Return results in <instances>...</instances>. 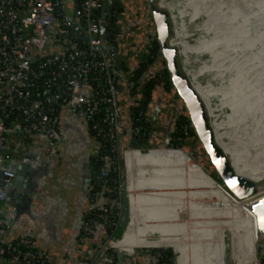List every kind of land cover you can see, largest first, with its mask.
<instances>
[{
    "label": "crops",
    "instance_id": "0c3cea01",
    "mask_svg": "<svg viewBox=\"0 0 264 264\" xmlns=\"http://www.w3.org/2000/svg\"><path fill=\"white\" fill-rule=\"evenodd\" d=\"M118 5L115 56L122 74L129 76L146 55L150 42L143 45L139 39L151 36L153 24L146 0H118ZM143 81L144 75L135 87L137 95ZM173 93L161 84L153 85L145 112L150 129L143 146L168 141L182 106ZM128 102V94H120L122 126L128 123ZM56 129L62 141L52 147L41 134L19 136L11 132L6 137L0 161L14 174L22 171L23 177L17 184L12 178L0 179V188L5 191L0 199L4 237L15 240L27 236L52 264H104L101 257L95 260L106 236L104 225L95 223L84 241L77 237L89 203L91 159L98 153L99 142L79 116L65 107L57 109ZM129 142L124 132L119 145ZM154 148L145 162L128 149L123 155L125 187L134 193L132 206L137 215L127 247L116 251L117 264H155L158 253L143 246L172 247L177 253L174 264H255L256 233L245 212L235 208L233 198L186 155L165 157ZM147 175H152L153 181L146 180ZM92 196L95 206L105 201L101 189ZM195 200L203 206L181 213ZM262 243L264 256V239Z\"/></svg>",
    "mask_w": 264,
    "mask_h": 264
},
{
    "label": "built area",
    "instance_id": "2783aa9c",
    "mask_svg": "<svg viewBox=\"0 0 264 264\" xmlns=\"http://www.w3.org/2000/svg\"><path fill=\"white\" fill-rule=\"evenodd\" d=\"M104 1L64 0L70 17L81 28V38L68 25L62 0H0V158L9 133L41 134L52 147L62 141L56 129L57 109L65 107L77 114L81 124L90 127L92 136L108 143L110 150L117 153L107 156L99 152L98 158L117 173L109 174L106 166L100 165L90 175L104 191L105 201L99 206V220L90 217L94 206L90 193L77 237L84 241L95 223L103 224L108 231L97 252L106 245L100 256L102 261L117 264L116 250L109 242L114 239L120 216V195L125 191L122 153L125 148L143 146L130 143L120 146L119 140L126 132L134 143L131 134L138 139L148 131L142 124L132 123L129 113L127 125L120 123V94H128V106L137 105L134 98L138 95L135 91L129 92L134 86L133 80L112 63L102 45L99 21ZM119 11L110 12L114 23ZM41 78L42 86L36 90ZM11 111L16 116L5 122ZM95 113H98L97 120L91 119ZM137 114L142 113L138 110ZM119 158L121 163L116 161ZM0 173L3 181L14 175L1 161ZM4 196L5 191L0 188V199ZM5 228L6 224L0 220V264H52L27 236L21 235L16 240L5 238Z\"/></svg>",
    "mask_w": 264,
    "mask_h": 264
},
{
    "label": "rangeland",
    "instance_id": "374dc122",
    "mask_svg": "<svg viewBox=\"0 0 264 264\" xmlns=\"http://www.w3.org/2000/svg\"><path fill=\"white\" fill-rule=\"evenodd\" d=\"M155 2L157 3L158 0H155ZM163 2L165 5H160L159 7L166 8V6H168L171 8L172 12V29L169 38L175 34L186 46L207 45L210 42L211 36L215 33L214 30L216 25L219 24L221 12L223 18H226L224 20L228 21L230 19L229 24L234 25L236 29L239 28L237 29L239 31L231 38H228L219 47H216L207 54L201 51H189L186 56L187 61L184 63V67L196 74L195 80L200 85L212 91L209 95L211 101L214 105L218 103L219 106V110L215 112L216 120L219 121L225 116L226 124L240 145L249 146L248 142H250L251 138L257 141L254 147L261 168L264 170V93L261 95V98L257 99V101L259 100L258 105H261L262 113L258 129L255 130V132L253 130L255 125L254 119L253 117L245 118L246 110H244L245 105L250 104L252 101V91L264 86V69H262L263 71L261 73L255 71V69L259 67H264V27L262 26L264 23V0H250L247 13L245 14L243 11L245 17L242 16L243 13L240 11L239 13L237 12V15L233 18H227L229 17V10L225 8L227 0H163ZM261 28H263V30ZM142 36L139 39V43L145 45L150 42L149 37L152 39L154 34L151 32V36L148 35L149 37L146 39V36ZM257 48L258 50H256ZM253 53H255L254 57H252ZM178 59L179 66H182V55L179 54ZM257 73L261 76L262 82H259L256 75ZM261 83H263V85ZM158 87L159 86H155L154 89ZM173 95L178 104L181 105V101L175 92ZM180 109L181 112H184L182 106ZM254 115L256 116L255 113ZM185 128L192 129L189 121L188 124H185ZM171 141H173L172 144L166 142L161 145H144L141 148L146 149L141 151L145 152L151 147H161L162 145L166 147H178L174 145L177 144L176 138ZM185 146L198 160H201L205 165L207 164V166L209 165L204 155L199 154L201 150L198 143L197 146L188 144ZM178 148L182 149L181 147ZM191 159H193V157ZM121 170L125 180L124 164ZM215 180L219 182L217 179ZM258 194L259 193L255 196H258ZM232 200L235 203L234 206L236 209H244L246 202L237 203L234 199ZM118 233L119 229L116 228L114 234L117 235ZM118 236L119 235L116 236V239ZM263 239L264 238L256 232L254 242L255 264H263V261H261L263 256L260 250ZM169 248L172 250L173 257L175 258V251L172 247ZM110 251H112V249ZM174 258L171 264L174 263Z\"/></svg>",
    "mask_w": 264,
    "mask_h": 264
},
{
    "label": "water",
    "instance_id": "95a60500",
    "mask_svg": "<svg viewBox=\"0 0 264 264\" xmlns=\"http://www.w3.org/2000/svg\"><path fill=\"white\" fill-rule=\"evenodd\" d=\"M110 2L111 0H105L104 4L101 6L99 35L102 45L110 57L112 63L120 70V72H122L119 61L115 56V45L107 42L105 37V17L107 15ZM146 4L153 24L154 39L157 44L159 55L167 72L170 86L181 101L182 108L192 127L191 130L198 142L202 154L211 168V173L204 170L203 167H200L214 179H217L223 188H225L236 199L242 200L250 196H255L258 193L257 183L254 180L234 171L228 156L215 141L213 130L209 123V118L203 100L192 87L187 76L180 69L178 49L176 46L170 45L168 43L170 31L172 29L171 18L168 9L160 8L155 0H146ZM61 5L65 10L68 25L76 33V35L83 38L81 28L70 17L69 9H67L64 0H62ZM164 143L165 142L158 145ZM161 147L166 146L162 145ZM1 177L2 176L0 173V178ZM22 177V171H16L12 177V181L17 184L22 179ZM248 208L253 214L257 232L261 237L264 238V195L256 196L248 205ZM127 213L128 205L126 193L124 191L120 195V216L116 226V228L119 229V233L117 235L121 233L122 229L126 225ZM117 235L113 234V238L115 239ZM106 247V245L102 247L95 260L101 256Z\"/></svg>",
    "mask_w": 264,
    "mask_h": 264
},
{
    "label": "bare ground",
    "instance_id": "6f19581e",
    "mask_svg": "<svg viewBox=\"0 0 264 264\" xmlns=\"http://www.w3.org/2000/svg\"><path fill=\"white\" fill-rule=\"evenodd\" d=\"M157 4L159 6L165 5L163 0H158ZM249 4H250V0H227V2L225 3V8H228V10H229V17H227V18H230V17L233 18L235 15H237L236 13L237 12L239 13L240 11L242 13L244 11V13L246 14ZM166 8L168 9V11L170 13V18L172 19L171 8L168 6H166ZM244 13L242 14L243 17H245ZM220 15L221 16L219 17V19L220 18L221 19L219 20V24L216 25V28L214 30L215 33L211 36L210 42L207 45H204V46H186L181 41V39L177 38V36L175 34H173V36L168 39V43L170 45L176 46L179 54L182 55V66H180V69L187 76L190 84L195 89V91L199 94V96L201 97V99L203 100V102L205 104V108H206L207 115L209 118V123L211 125L212 130H213V134H214V138H215L216 143L221 147L223 152L228 156L230 163H231V166L233 167L234 171L238 174L244 175V176L254 180L257 183L258 193L261 195H264V170H262V168H261V165H260L259 160H258L257 155H256L255 147H254V145L256 144L257 141H254L251 138L250 142H248L249 146L240 145V143L237 141L234 134L232 133V131L230 130V128L226 124L225 116L223 117V119H221L219 121L216 120L215 112H216V110H219V106H218V103L216 105H214L211 101V98L209 95L211 94L212 91L209 88L204 87L203 85H200L195 80L196 74L184 67V63H186V61H187L186 56L188 55L189 51L195 50V52L201 51V52H204L207 54L208 52L212 51L216 47H219L225 40H227L228 38H231L236 32L239 31V30H237L239 28L236 29V27L234 25L229 24L230 19L228 21L224 20L226 18H223L222 12ZM261 29L263 30V28H261ZM262 34H263V32H262ZM178 36H179V34H178ZM259 36H261V35H259ZM262 47H263V44H262ZM256 50H258V48ZM255 53L252 54V57H254ZM253 60H254V58H253ZM262 69H264V67H259L258 69H255V71L261 73L263 71ZM259 73H257L256 75L259 79V82H262V79H261V76H259ZM261 84L263 85V83H261ZM263 89H264V86H262L261 88H259L257 90H253L251 93L252 101L250 102V104L245 105V107H244V110H246L245 118L253 117V119H254V124H255L253 127L254 132H255V130L258 129V124H259L260 116L262 113L261 105L260 106L258 105L259 100L257 101V99L261 98V95H263V93H264ZM254 113L256 114V116L254 115ZM174 148H176V147H155L153 150L159 152L162 156L164 155L165 157H176L178 155L184 154L190 158V156H188L180 148H178V149H174ZM126 149H128V151L130 153L135 154L137 156V159L140 160L141 162H145L148 159V157L150 156L151 151H152L150 148L148 150H146L145 152L141 151L140 148H136V147L125 148L123 150V153H122V164H124L123 155H124V152ZM194 163L202 171H204L198 163H196V162H194ZM123 176H124V174H123ZM145 179L153 181L152 175H147ZM220 188L224 189L235 200V202H237V203L246 202V205L244 206L243 211L245 212V214L248 217L252 231L256 233L257 228L255 226L254 217L248 208V205L251 203V201L256 196H250V197L244 198L242 200H238L233 195H231L225 188H223V186L221 184H220ZM124 189H125L127 205H128L126 225L122 229V231L119 234V236L117 237V239L116 238L112 239L109 242V244L117 252L120 251L121 249H124L125 247H127L128 243H129V239L132 236L131 232L133 230L134 219H135V216L137 215V212L135 211L134 207L132 206L134 200H133V197L131 194H134V193L125 187V180H124ZM200 206H203V202L200 200H195L193 202H190V204H188L181 211V213H183V214L192 213L194 210H196ZM176 257H177V253H176V256H175L174 261H173L174 263H175Z\"/></svg>",
    "mask_w": 264,
    "mask_h": 264
},
{
    "label": "trees",
    "instance_id": "16d2710c",
    "mask_svg": "<svg viewBox=\"0 0 264 264\" xmlns=\"http://www.w3.org/2000/svg\"><path fill=\"white\" fill-rule=\"evenodd\" d=\"M113 10H120V5H118V0H111L109 7H108V13L106 16V25H105V37L107 42L110 44L115 43V36L117 32V26L114 23V15L110 14ZM158 59V66H155V62ZM144 75V81L142 83L141 87V92L138 96L134 98V101L137 102L136 106H128V113L130 116V120L132 123H140L146 130V132H149L150 125L149 121L146 117V110H147V105L149 102V99L151 98V89L153 85L155 84H161L164 88H171L167 72L165 70L163 61L159 55L158 49H157V44L154 39V37L151 39L148 49L146 51V55L144 58H141L137 66L132 69L129 73V76H127L129 79L133 80L134 86L131 87L129 92H134V88L136 85L139 84V78ZM44 78V76H43ZM43 79H39L36 90H39L40 87L42 86ZM173 90V89H172ZM136 92V91H135ZM140 110L142 114H137V111ZM183 110V109H182ZM14 116H16L15 111H11V113L6 117L5 122H8L10 119H12ZM91 119H98V113L93 114ZM185 124H188V120L186 118L185 112H180L178 115L175 117L173 120L171 129H170V137L167 141V143L172 144L174 138L177 139L176 143L174 144L175 146L181 147L184 152H186L191 158L193 157L194 161L198 163L201 167H203L204 170L207 172L211 173V168L207 164L205 165L201 160H198L193 154L186 148V144L192 145V146H197V140L190 128H185ZM89 133L92 134L90 127L87 128ZM148 136V133L145 135H141L138 139L135 138V134H131V137L135 139V142H129L130 145L133 146H141L143 145V142L146 140ZM98 142H99V150L98 153L92 157V172L90 175L93 174V171L95 168L99 167L100 165L106 166L108 169L109 174L115 175L117 171L115 169H111V167L105 163L101 159L98 158L99 152L101 153L104 152V154H107V156H115L117 153L113 150H110L108 143L103 142L102 139L99 137H95ZM166 143V142H165ZM104 144V145H103ZM156 144V143H153ZM185 144V145H184ZM176 147V148H178ZM141 150L146 149V148H140ZM202 155V153H199ZM117 162L120 161V158L116 160ZM208 163V162H207ZM123 165V164H122ZM120 173V171H119ZM89 191L90 193L95 192L97 189H100V187L94 182L93 176L89 178ZM104 192V191H103ZM99 214H100V207L98 206H93L92 211L90 213V217L99 220ZM85 214H83V217ZM105 231H108V228L105 227ZM17 239V238H16ZM15 239V240H16ZM151 250L156 251L158 253L156 257V263L155 264H171L173 260V254L172 250L167 246V247H150ZM261 261H263L264 264V257L261 258Z\"/></svg>",
    "mask_w": 264,
    "mask_h": 264
},
{
    "label": "flooded vegetation",
    "instance_id": "af4514ba",
    "mask_svg": "<svg viewBox=\"0 0 264 264\" xmlns=\"http://www.w3.org/2000/svg\"><path fill=\"white\" fill-rule=\"evenodd\" d=\"M160 144V143H159ZM260 247V246H259ZM264 257V256H263Z\"/></svg>",
    "mask_w": 264,
    "mask_h": 264
}]
</instances>
